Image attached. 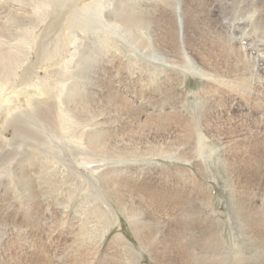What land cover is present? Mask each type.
<instances>
[{
  "label": "bare ground",
  "instance_id": "6f19581e",
  "mask_svg": "<svg viewBox=\"0 0 264 264\" xmlns=\"http://www.w3.org/2000/svg\"><path fill=\"white\" fill-rule=\"evenodd\" d=\"M187 1L0 0V118L9 112L0 129V264H54L42 237L39 196L45 191L56 201L50 207L54 213L59 205L71 207L77 185L94 189L93 198L86 195L80 206L90 198L98 202L93 211L101 239L121 219L120 211L157 264H263L264 128L234 137L245 118L264 126V82L256 74L264 61V15L254 18L261 9L255 1L246 11L238 5L230 18L217 0H194L195 15L202 17L197 19L189 15ZM119 37L129 41L126 48ZM113 48L126 57L118 58ZM131 65L137 71L120 76ZM160 71L168 74L160 106L139 104ZM190 72L226 89L240 123L220 101L203 102V95L189 113L178 103L177 89ZM134 81L142 86L137 97ZM205 94L208 99L219 93ZM13 102L24 104L11 111ZM252 105L260 115L235 112ZM204 132L219 141L228 138L217 164L233 188V247L216 218L214 190L206 189L195 171H165L186 193L177 194L138 183L119 166L174 156L214 180L208 161L216 150L205 144ZM53 175L57 184L72 186L67 199L57 193L65 189L54 185ZM242 185H247L244 195L237 191ZM95 236L92 244L72 245L58 262L140 264V249L124 233L112 236L104 254ZM59 247L55 251L61 254Z\"/></svg>",
  "mask_w": 264,
  "mask_h": 264
},
{
  "label": "rangeland",
  "instance_id": "374dc122",
  "mask_svg": "<svg viewBox=\"0 0 264 264\" xmlns=\"http://www.w3.org/2000/svg\"><path fill=\"white\" fill-rule=\"evenodd\" d=\"M253 1H255L254 3L257 4V7H259V8L261 7V9L259 10L260 13L257 12L254 15V18H257L259 15L260 16L264 15V6H262V5H264V0H217V4L221 10H224V15L226 17H230V18L232 17L233 18L235 15L234 12L238 8V5L243 4L244 5L243 10L246 11L247 8H249L252 5L251 3ZM187 2H188V6L190 7L189 9H191L189 11V15H191L190 12H192V14L194 13L193 14L194 17L196 16V18L198 19L200 17L199 13H197L195 15V13L199 10L198 7L196 6L197 3H195L194 0H188ZM245 4H247V5L245 6ZM244 11H242L241 15L243 13H245ZM247 14L248 13L246 12L245 16H247ZM200 18L202 19V17H200ZM110 36H112L111 37L112 40H114V37H116L113 34ZM118 39H119V44L120 45L122 44L121 46L123 47V49L126 48L125 46H126V44L129 43V41L125 40L122 37H119ZM126 42H128V43H126ZM117 43H118V41H117ZM106 45H108V43H106ZM123 45H125V46H123ZM113 50L116 51L118 58L119 57L120 58L126 57L123 53H122L123 54L122 55L121 52L118 51L117 48H113ZM134 63L136 64L135 61H134ZM197 65L199 67H203L202 64L201 63L199 64L198 61H197ZM263 67H264V61L259 63V66L256 67L257 71L260 70L256 74L258 75L259 79L263 80V82H264V68ZM135 70L137 71V69H135L134 65L133 66L131 65L130 68L128 66H126V68L123 67V69L120 70V72H121L120 76L121 75L131 76L132 74L130 75V73L134 72ZM159 73H158V75H155V78H156L155 83H154L155 87L153 85L152 86H145V88H146L145 95L147 98L146 97L144 99L139 98V102H138L139 104H142L145 106V103H148L149 106L152 108L154 106H156V107L160 106L159 102L161 101V99H160V93L159 92L161 90V84L164 81H166V79L168 78V74L161 72V71ZM259 73H260V75H259ZM186 76H187L185 78L186 83L180 89V91H179V89H177L178 94L176 96L178 99V103H180V104L182 103V104L187 105L188 113L193 109V107L195 106V103L200 99V97L202 95H203L202 97L204 98L203 99L201 97L203 102H205V99L208 101H217V102L220 101L221 102L220 104H223L222 105L224 107L223 111L225 113L230 114V113L234 112L232 107L229 106L231 99L226 98V97H228V93L224 87H220L219 85L216 86V84L210 82L209 80H203L200 74H195V73L190 72ZM254 81H256V80H254ZM132 84L136 86V89L134 91V93H136V97L140 96L141 90H138V88H142L141 83L138 81H134ZM250 85L251 86L254 85L253 82H252V84L250 83ZM205 90H207V91L210 90L211 92L216 90V92L219 94L215 95V96L214 95L210 96L207 99L206 98L207 93L205 94ZM263 90H264V88H263ZM261 95H264V93L262 92ZM140 99H141V102H140ZM262 99H264V97H262ZM237 102L238 101H235L234 104L236 105ZM166 103L167 102H165V106H164V107H166L165 109H171V107H170L171 105L166 104ZM23 104H24L23 102H21L19 104H16L15 102H13L11 111H14L19 105L21 106ZM216 104H218V103H216ZM243 111L245 113L250 112V113H257V115H260V111H258L257 107L254 105H252L250 108H246L245 110L241 109V110H238L235 112L241 113ZM232 115L233 116L231 118H233V122L235 123L236 121H238L240 123V121L238 120L240 118H238V116H236V113H233ZM8 116H9V112H6L1 116V118H0V129H1L2 125L5 123ZM253 120L251 118L250 119L245 118L244 124L237 127L238 135H235L234 138H238L239 136L241 137V136L247 134L248 131H252L253 129H254L253 131H255V132L252 134L255 135L257 129L261 130L262 128H264V126L257 128L256 124L253 123ZM204 134L207 137L204 140L205 144L210 146L214 150H216V154L213 157V159L212 160L209 159V161H208L211 164L210 168L213 171L212 173L216 177V179H214V180H210V179L208 180V179L204 178L203 175L200 174L199 168L197 166H195L193 164H186L182 161H179L177 159V157H174V156L172 157V159L164 157V155L151 156V157H149L148 160H144V159L139 158V159L134 160V161L129 160V162L128 161L122 162L119 166L122 168L123 172L129 174L134 180L138 181V183H143L147 186L157 185L160 188H165L166 190L173 191L174 193L178 192L177 194H186V193L182 190V188L177 187L176 181L174 180V178L171 177V175L168 176V174L165 171H167V169H169V168H174V169L175 168H180V169L185 168L188 170L191 169L190 171L192 172V174L195 171L194 175L196 174V175H198L197 176L198 178L200 177L201 179L204 180L203 181L204 187H207L206 189H208L210 191L213 188L214 193H215L216 206L219 210L217 212L216 218H218L219 220L224 222V224H222V226H225L223 234L226 238L227 244L233 247L234 238H233V235H231V233H230V227H229L230 222H231V219L229 216L232 212L231 211L232 207L230 204H231V196H232L231 194H232L233 188H232V185H231V182L229 181V179L226 178V174L224 172L223 167L221 165L217 164V160H218L219 156L222 158L224 157V154H225V147L224 146L227 144L226 141L228 140V138L225 137L222 139V141H219L215 137L211 136L208 132H204ZM250 152H252V151H250ZM140 168H141V170H140ZM174 171H176V170H174ZM174 171L171 170L172 173ZM51 177H52L51 178L52 180L55 179V180H53V183L55 186H57V185L61 186L60 183L57 184L56 175H53ZM247 185H249V184H247ZM247 185L240 186L237 191L239 193H242L243 195L246 194L244 192V190H247V187H246ZM62 186L64 187L65 190L64 191L59 190L57 193L60 196L65 197L64 199H67L68 198V196L66 195L67 190L72 188V186L70 184H65ZM76 187L78 188V192H77V195L72 200L71 207L67 208L63 204L59 205L57 207L58 209L54 211L55 214L53 213V211L50 210V207L53 208V206H55L56 201L53 200L52 198L50 199L49 198L50 196L45 191H44V194L41 193L39 196L41 203L43 202L42 208L44 209V210L42 209V214H41L42 222L41 223L45 224L43 226L46 230L45 235H43L42 237H43L45 244L49 247L50 252L47 255H49V258L52 259V262L54 264H60L58 262V261L61 262L59 257L61 255H63L66 252V250H68L70 247H72V245L92 244V243H89L88 241H90V239H91L90 236H92L93 234L96 235L95 238L97 237L96 239L98 240V244L102 245L101 251L104 254V252L109 248V245L111 244L112 236L117 232L124 233L130 239V241H132L131 243L137 249H140V253L142 254L140 264H157L150 257L149 253L146 250L142 249V247L140 246L141 244L139 243V240L137 239L135 232L131 228L129 219L127 218V216L124 213L120 212L119 210H118L119 211L118 213H119V216L121 219L112 226V231L110 232L109 235H107V238L101 239L99 236V233H101V231H99V229H97L96 227L99 226V228H100V227H102V225L98 224V222H97V221H99L98 216L93 211L95 205H97V203H98V202L96 203V201H93V199H92L93 198L92 194L94 192V189L89 190V191H85V190H80L79 185H77ZM190 188H192V186H190ZM254 189H256V188H254ZM191 190L193 193H195L193 191V189H187V191H191ZM261 191H262L261 189H258L256 191L257 195H259L261 193ZM86 195H88V197L92 196V198H90V200H89L90 201L89 205L80 206V204H82V201L84 200ZM193 196L194 195H192V197ZM52 200H53V202H52ZM95 222H97V223L95 224ZM86 227H87V229H86ZM83 228L86 230H84ZM88 228H91V229H88ZM59 229H61V230L57 234V232H58L57 230H59ZM92 230H94L95 232ZM74 231H76L78 233L76 234ZM80 232H82V233H80ZM77 238H80V239H77ZM8 244H12V243L9 242ZM59 244H60L59 248L63 249L61 254L57 253L55 251V249L57 248V246ZM44 249L45 248H41L42 251ZM53 251H54V253H53ZM52 254H53V256H52ZM96 260L98 261V257L96 258ZM97 264H99V262H97ZM263 264H264V262H263Z\"/></svg>",
  "mask_w": 264,
  "mask_h": 264
}]
</instances>
